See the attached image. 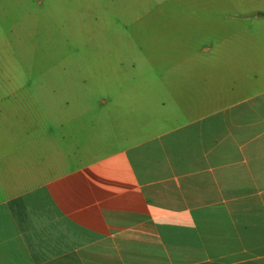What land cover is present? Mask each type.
<instances>
[{"label":"crops","instance_id":"0c3cea01","mask_svg":"<svg viewBox=\"0 0 264 264\" xmlns=\"http://www.w3.org/2000/svg\"><path fill=\"white\" fill-rule=\"evenodd\" d=\"M224 65L2 99L0 264H264V60Z\"/></svg>","mask_w":264,"mask_h":264},{"label":"rangeland","instance_id":"374dc122","mask_svg":"<svg viewBox=\"0 0 264 264\" xmlns=\"http://www.w3.org/2000/svg\"><path fill=\"white\" fill-rule=\"evenodd\" d=\"M260 45L264 0H0V103L24 95L32 110L45 93L119 101L131 83L195 64L226 77V63L264 60Z\"/></svg>","mask_w":264,"mask_h":264}]
</instances>
